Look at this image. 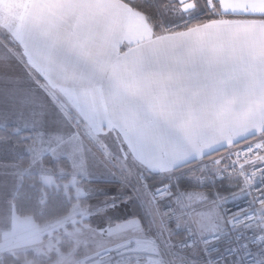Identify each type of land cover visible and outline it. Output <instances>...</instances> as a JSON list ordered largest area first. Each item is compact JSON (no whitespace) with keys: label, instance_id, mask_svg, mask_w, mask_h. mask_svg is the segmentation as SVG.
Here are the masks:
<instances>
[{"label":"snow or ice","instance_id":"snow-or-ice-1","mask_svg":"<svg viewBox=\"0 0 264 264\" xmlns=\"http://www.w3.org/2000/svg\"><path fill=\"white\" fill-rule=\"evenodd\" d=\"M65 5L100 12L59 17ZM41 9L66 33L50 47L79 88L57 95L27 45L0 32V208L31 200L16 166L38 150L40 163L72 170L87 213L68 227L103 238L101 264H264V109L241 103L252 81L264 94V56L234 37L241 23L264 27V0ZM70 203L53 197L41 215Z\"/></svg>","mask_w":264,"mask_h":264},{"label":"crops","instance_id":"crops-1","mask_svg":"<svg viewBox=\"0 0 264 264\" xmlns=\"http://www.w3.org/2000/svg\"><path fill=\"white\" fill-rule=\"evenodd\" d=\"M43 2L44 0H0V32L10 31L14 38L23 41L27 45L35 65L39 69L45 70L52 79L56 86L57 95L63 94L71 101L77 94L79 79L58 62L53 49L50 47V41L53 38L62 41L66 33L63 31L60 21L55 17L51 18L53 20L52 25L42 20L41 4ZM99 12V9H84L78 5H65L57 11V15L70 17L81 13L89 15ZM234 27V37L238 50L242 49L252 57L264 56V27H257L251 23H241ZM61 89L64 90L63 93ZM241 103L251 106L253 109H264V94L257 90L254 81L250 82L247 92L241 98ZM28 147L33 146L29 145ZM30 159L32 162H29L27 166H16L18 182H21L23 176L34 174L38 178L44 176L48 180L52 179L51 168L39 162L38 150L33 152ZM33 162L36 168L32 167ZM76 170L81 173L84 171L79 166ZM9 204L11 205L10 214L7 207L0 208V245L6 246L7 252L17 253L31 250L30 241L32 233L36 232L37 225L33 223L31 218L19 216L12 201H9ZM10 223L17 226L14 233L6 227ZM37 232L41 235L39 231Z\"/></svg>","mask_w":264,"mask_h":264},{"label":"rangeland","instance_id":"rangeland-1","mask_svg":"<svg viewBox=\"0 0 264 264\" xmlns=\"http://www.w3.org/2000/svg\"><path fill=\"white\" fill-rule=\"evenodd\" d=\"M32 167L36 168L34 162L32 163ZM51 171L52 179L48 180L42 176V178H39V181L46 187L61 190L66 198L73 197L74 199H79L81 193L77 191L79 185L78 183H74L73 172L70 170L65 171L62 167H57L56 171ZM63 179L65 180L63 181ZM77 213H87V203L85 201L84 205L75 202L66 216L44 224H37L31 217L27 216L37 225L36 232L32 233V237H35V239L31 237V250L17 253L30 252L34 256H43L45 258L49 257L52 253L53 260L47 264H73L81 256H86L100 250L105 241L101 237L94 236L90 228L84 225H81L79 228L68 227L76 218ZM6 250V246L0 245V258L4 254H16V252H7ZM30 261V259L25 258L21 264H31Z\"/></svg>","mask_w":264,"mask_h":264},{"label":"trees","instance_id":"trees-1","mask_svg":"<svg viewBox=\"0 0 264 264\" xmlns=\"http://www.w3.org/2000/svg\"><path fill=\"white\" fill-rule=\"evenodd\" d=\"M6 130H0V140L6 139ZM29 163V158H25L23 163L20 165L25 167ZM43 164L51 170L56 171L57 167H62L65 171H68L67 163H61L55 167L49 166V162L47 159L43 162ZM65 179H63L64 181ZM25 185L27 184H35V191L31 193V200L28 202H13L15 210L19 216H29L31 217L37 224H44L47 222H51L57 218H61L66 216L72 204L75 202H79V204L84 205V201L81 199H74L73 197L66 198L65 194L61 192V190H54L53 187H46L40 181L36 175H26L22 177V181ZM53 197H58L61 199L69 200L70 206L61 209L58 213L51 216H42L41 213L47 211L51 207ZM16 257L15 264H21L23 260L30 259L31 264H47L53 260V254L51 253L49 257L45 258L43 256H34L30 252L27 253H16V254H4L0 258V264H9L10 257Z\"/></svg>","mask_w":264,"mask_h":264},{"label":"built area","instance_id":"built-area-1","mask_svg":"<svg viewBox=\"0 0 264 264\" xmlns=\"http://www.w3.org/2000/svg\"><path fill=\"white\" fill-rule=\"evenodd\" d=\"M101 250V249H100ZM95 251L89 255L86 256H81L76 262H74L73 264H101L100 261H97L95 259H93L94 256H97L99 254V251ZM155 264V262H154Z\"/></svg>","mask_w":264,"mask_h":264}]
</instances>
